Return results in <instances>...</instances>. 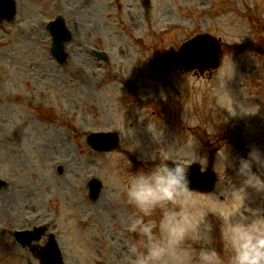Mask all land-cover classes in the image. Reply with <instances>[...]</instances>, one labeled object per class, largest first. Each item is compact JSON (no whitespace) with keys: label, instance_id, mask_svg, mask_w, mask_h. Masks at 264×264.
I'll use <instances>...</instances> for the list:
<instances>
[{"label":"rangeland","instance_id":"obj_1","mask_svg":"<svg viewBox=\"0 0 264 264\" xmlns=\"http://www.w3.org/2000/svg\"><path fill=\"white\" fill-rule=\"evenodd\" d=\"M52 1L46 0L45 8L50 9L48 16L59 13L70 25H74V29L76 28L82 33L86 28H93L91 22L95 18L84 7L80 9L78 4L68 3L65 0H58L59 5L52 7L50 5ZM120 1H124L131 8V13L136 17L137 22L142 18L143 8L138 0ZM153 1L154 12H156L154 25L158 32L164 33L161 34L158 42L159 47L163 42L167 54L172 50V53L175 54L182 41L192 37L195 32L204 30L217 29L218 34L227 44L224 62L220 69L214 71L212 77L206 75L197 78L191 74L173 73L176 77L179 75L180 79L175 80L176 84L173 85V88L178 92L177 95H174L176 98L171 103L165 101L163 97H159L152 100V104L147 105L146 102H141L137 96L131 94V89H129L130 100L123 98L124 106L117 103L115 110L113 96L110 95V92L118 90L112 84L113 79L102 76L101 68L104 66H100V62L95 59L83 60L78 63L70 56L67 65L64 66L65 69L53 66L50 76L35 70L38 69L41 60H44L43 50L21 52L17 56L18 62L14 63V67L2 65L0 58V176L10 183L6 188L0 190V264H28L29 253L23 250L12 239L13 237L11 238L12 235H9L8 228H32L43 223L46 216L47 219L50 216H56L63 201L71 197H83L82 182L88 172L101 174L102 178L107 174L110 178L112 173H119L120 176L123 173L124 176L126 170L135 172L140 168L147 169L159 162V153L164 155L166 154L164 150L169 147H179L187 139L193 138V150L198 156L206 158V167L211 165L218 172L219 181L216 191L211 195L199 196L198 201L206 203L209 201L207 204L211 206L216 216L214 220L221 223L222 220L217 215L224 216L223 208L226 207L231 212V210L235 211L240 207L242 191L234 192L233 196L229 198L228 188H240L243 185L244 177L239 174L238 169L245 154L240 158L239 156L243 153L235 144L225 141V144L219 147L220 151L211 156L210 152L213 150L214 143L213 140H209V137H218L224 130V125H227L238 129L242 144L246 148L248 146L251 151L264 146V79L261 81L255 78L249 80L247 66L246 76H240L238 66L240 63L237 62V53L240 52L237 50L238 47L240 48L241 42L249 40L252 43L258 30H260L259 35L262 34L264 38V0ZM24 5V13H27L30 22H35L37 17L44 16V13L42 15L38 11L36 4L25 0ZM27 19L25 18V20ZM96 20V23L99 22L103 25V20L99 17H96ZM20 21L22 20L20 19ZM176 21L181 24L176 26V31H171ZM165 29L167 30L164 32ZM117 30L112 28L108 31L118 36L119 40L113 44L114 51L118 54L126 40L124 41L122 37L119 38L124 33ZM144 51L145 48L141 46L138 53L134 55L133 51L125 49L123 56L129 57V60L132 61L135 59L147 61L146 54H142ZM70 52L71 50H69ZM253 63V60L251 63L249 62L250 67ZM163 64L164 69L159 76L166 78L172 72V67L168 62ZM256 69L257 65L254 69L250 68L252 76H259ZM65 71L67 74L62 75ZM41 75L43 77H40ZM262 75L264 76V74ZM153 79L150 78L152 81L149 82L147 91L142 96L154 93L156 80ZM260 84L262 87L259 89L257 85ZM161 87L164 88L165 85L161 84ZM43 90L51 92V98L47 101L48 103L52 101L51 105L53 104L54 110L51 112L39 111V114L36 111L37 108L31 103L33 101L37 103V98L41 97ZM150 98L152 97L150 96ZM128 102H132V104L129 105ZM127 104L129 105L128 111L124 110V107H128ZM67 106L70 109H66ZM44 107L46 108V106ZM71 107L72 111L76 112L75 115L71 114ZM52 114H54L53 117ZM107 114L110 118H107ZM38 119L47 120V129L51 131L44 133V124L38 122ZM198 125H200L199 129L204 130L202 133L194 128ZM29 127L32 129L31 132L27 130ZM9 128L11 129L7 130ZM86 129L119 130L123 133L122 148L129 150L131 154L126 152L108 155L106 158L100 157L98 160H87L86 162L72 159L71 156H77L78 153L77 147L70 140L74 139L76 135L82 137L86 135ZM158 132L164 139L163 146L159 143ZM5 135H11L14 140L4 139ZM62 140H67L66 145H69L70 148L63 145ZM139 140H143L146 144ZM140 144L146 147H142ZM224 151L227 158L223 172L222 168L216 169V166L219 156H223ZM261 152L264 153V149ZM154 154L157 157L155 160L151 158ZM64 158L67 159L64 164V175L60 177H57L56 174L52 175L54 174L52 167H55L57 163L62 164ZM180 158L185 162H192L186 157H178V159ZM127 160L130 162L128 168ZM52 161L53 164H51ZM258 169L262 170L264 167H258ZM252 172L254 173V170ZM66 174L68 175L66 176ZM256 175L264 180V171ZM63 180H67L69 184H72L71 186L75 187L61 190L60 183H63ZM220 189L222 190L220 191ZM27 194L32 209L22 211L20 205L26 203ZM215 195L223 202L216 199ZM55 197L58 199L57 203ZM50 198L53 203L52 209L47 205ZM107 198H112L113 206H121L125 210L115 212V208H113L109 225L113 226L118 223L115 218L119 214V219H124L123 222H119L123 226L122 229L132 225V217L136 210L131 206L128 211L126 206H122L126 201L125 195L115 198L104 192L97 201V205L106 201ZM213 199H216L217 203L212 202ZM244 206L263 212L264 189L252 185L245 186ZM52 210L55 212L53 213ZM32 212H36L39 216L36 221L29 218ZM6 216H12L17 220L12 223ZM77 216H79L78 222L75 220ZM83 216L82 211L74 210L73 222L68 225L67 237L65 236L67 238L65 250L74 261L77 259L71 249V243L74 240L87 233L90 236L87 241L90 248L94 244L99 245V239H105L97 222L93 227L85 230L82 222ZM97 217H99L98 223L101 224L102 215H99V212H97ZM6 222L9 224L6 225ZM55 225L54 229L58 228V231L63 234L57 223ZM79 228L81 229L79 230ZM111 228H107L106 231ZM116 229L120 230L121 228L116 227ZM212 236L215 239V234ZM135 237L136 235L131 239ZM215 241L217 247L223 250V244H220V234L217 235ZM25 255L26 257H24ZM32 262L38 264L34 259ZM104 264H108V262Z\"/></svg>","mask_w":264,"mask_h":264},{"label":"clouds","instance_id":"obj_2","mask_svg":"<svg viewBox=\"0 0 264 264\" xmlns=\"http://www.w3.org/2000/svg\"><path fill=\"white\" fill-rule=\"evenodd\" d=\"M193 143L192 138L179 147H169L164 150L166 154L159 153V162L153 166L135 172L126 170L124 176L116 178L126 201L136 210L132 225L137 235L128 242L125 261L130 264H264V212L244 206L245 186L264 189V180L251 170L253 162L264 167V153L253 149L249 159H241L238 171L244 177L243 185L228 188L229 198L234 192L242 191V203L227 216L217 215L222 220L221 250L211 235L208 211L198 203V197L205 193L191 186V165L199 163L201 171L206 167V158L194 152ZM178 157H186L192 163ZM151 158L157 157L154 154ZM226 158L224 151L216 169L222 168L224 172ZM73 212L65 204L55 217L66 235L68 225L73 222ZM89 239L86 233L71 243L73 255L81 264L93 254L87 245Z\"/></svg>","mask_w":264,"mask_h":264},{"label":"water","instance_id":"obj_3","mask_svg":"<svg viewBox=\"0 0 264 264\" xmlns=\"http://www.w3.org/2000/svg\"><path fill=\"white\" fill-rule=\"evenodd\" d=\"M145 3H146V1H148V0H143ZM206 41H208V40H206ZM211 42V44H214V41L213 40H211L210 39V41H208V43H210ZM208 49V48H207ZM215 50V49H214ZM214 50H212L213 51V55H212V52L209 50V56H208V58L207 59H209L210 57H211V55H212V58L215 56V51ZM211 58V59H212ZM206 61H208V60H206ZM206 61H203V65H206L207 64V62ZM199 65H202L201 63L199 64ZM24 243H25V241H27V240H30V239H21Z\"/></svg>","mask_w":264,"mask_h":264}]
</instances>
